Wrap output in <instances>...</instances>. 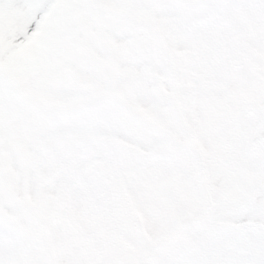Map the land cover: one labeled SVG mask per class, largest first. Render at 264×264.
Wrapping results in <instances>:
<instances>
[{"label": "snow or ice", "instance_id": "obj_1", "mask_svg": "<svg viewBox=\"0 0 264 264\" xmlns=\"http://www.w3.org/2000/svg\"><path fill=\"white\" fill-rule=\"evenodd\" d=\"M0 264H264V0H0Z\"/></svg>", "mask_w": 264, "mask_h": 264}]
</instances>
